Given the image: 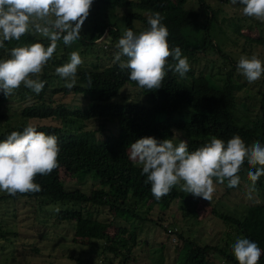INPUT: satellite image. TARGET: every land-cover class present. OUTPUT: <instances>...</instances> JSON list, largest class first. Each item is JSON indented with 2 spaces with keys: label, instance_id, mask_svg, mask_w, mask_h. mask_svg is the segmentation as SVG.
Segmentation results:
<instances>
[{
  "label": "trees",
  "instance_id": "obj_1",
  "mask_svg": "<svg viewBox=\"0 0 264 264\" xmlns=\"http://www.w3.org/2000/svg\"><path fill=\"white\" fill-rule=\"evenodd\" d=\"M184 1H111V4L130 6L131 10L126 16L130 19L134 17L139 19L140 26L145 30L149 27L147 21L150 14L160 12L164 16L162 23L168 28L169 44L172 47L178 46L190 64L191 70L184 78L168 71L163 87L147 91L140 89L128 79L127 68H122L111 61L100 65L101 67H79L77 84L71 90L64 87L65 83L49 86L47 78L58 75L47 73L45 69L39 78L46 83L39 94L23 85L20 87L28 91L31 101L20 108L19 113L23 118L20 123L7 125L0 130V140L6 139L12 131H22L28 124H33L38 131L58 137L59 166L49 175L36 177V182L41 185L40 192L16 195L4 192L0 193L1 200L23 195L36 199L38 204L49 201L64 204L56 213V218L72 221L73 240L84 239L88 243L93 240V245L89 248L94 253H110L115 256L122 255L123 249L125 260L130 258L131 249L137 242V229L142 222L151 220L136 210L137 204L147 202L150 206L154 204L163 211L177 198L179 191V188L174 187L167 196L160 200L155 199L150 191V184L146 183V176L141 174L142 167L129 158L127 149L132 142L142 137H153L157 141L174 139L176 133L181 132L188 142L189 151L201 147L212 136L222 138L226 142L233 135H239L247 146L256 141L264 144V85H258L254 90L244 88L245 94L242 96L238 94V90L245 84L244 80L239 81L241 76L237 68L239 59L230 57L214 43L208 30L215 15L214 10L205 0H197L199 7L205 10L204 22H200V12L183 7ZM104 31L117 40L122 33L111 24L105 23L95 27L89 33V37L80 32L81 38L77 42L83 45L93 43ZM132 31L139 33L138 29ZM249 38L264 47V35ZM36 42L46 45L49 41L35 34L22 36L18 41H4V47L0 48V59L10 58V50L14 47ZM108 45L110 47L107 52L111 55L118 51L111 40ZM209 53L222 56L230 63L228 69L222 70V79L219 78L218 70L211 73L205 72L204 67L196 71L192 67V63L199 59L201 54L205 57ZM54 61L60 62L57 59ZM169 63L173 61L170 59ZM86 75L91 76V88L86 87ZM125 86L137 87L142 99L124 101L111 99ZM20 88V94H25V90ZM57 91L72 92L79 95L83 101L81 105L72 106L63 102H53L51 94ZM8 97L0 90V110ZM247 97L256 101V110L253 114L249 109ZM27 118H52L57 122L32 123L26 121ZM96 120L99 121L97 128L84 129L81 124L75 129L65 127L67 123ZM105 122H111L113 128L106 126ZM98 130L103 135L102 138L96 136ZM62 169L77 179L92 177L94 186L88 192L78 186L66 187L60 178ZM249 171H255V168L245 161L239 176L247 177ZM223 184L227 187V181ZM256 185L261 189L263 187L260 179ZM87 205L103 207L110 218L102 224L91 214ZM212 211L240 238L256 242L264 252V201L248 203L240 215L214 209ZM114 219L124 221L127 225L116 224L113 222ZM166 230L167 235L175 233L187 244L184 251L177 252L174 264H213L208 259V254L215 249L225 255L227 260L238 264L230 253L216 248L213 244L200 243L172 227ZM1 235L3 230L0 227ZM95 241H99V244ZM74 260L79 261L77 258ZM259 264H264V254L261 255Z\"/></svg>",
  "mask_w": 264,
  "mask_h": 264
},
{
  "label": "clouds",
  "instance_id": "obj_2",
  "mask_svg": "<svg viewBox=\"0 0 264 264\" xmlns=\"http://www.w3.org/2000/svg\"><path fill=\"white\" fill-rule=\"evenodd\" d=\"M243 5V15L264 21V0H231ZM93 0H0V48L4 41L20 40L35 34L47 38V46L36 42L14 47L10 58L0 60V90L6 97L13 95L22 85L39 94L45 81L39 77L53 57L58 42L71 46L81 38L80 32L88 17ZM160 12L150 14L149 27L136 34L127 28L119 38L113 62L129 71L128 79L147 91L163 87L168 71L184 78L191 70L182 50L169 44V31L162 23ZM121 57H127L126 62ZM173 63H169V60ZM83 58L78 51L70 60L55 69L65 80L64 87L71 90L77 84L79 66ZM237 68L249 83L264 75V61L253 54L241 55ZM87 88L92 87L87 76ZM60 145L58 137L38 131L28 124L22 131H12L0 140V192L9 195L37 193L41 185L36 177L51 174L59 166ZM129 158L142 167V175L150 184L156 200L167 196L174 187L180 191L210 201L217 184L227 181V187L240 184V170L247 163L255 168L248 172L251 184L245 193L247 200L254 199L256 182L264 176V144L259 141L247 146L239 135L226 142L212 136L201 147L189 151L188 142L173 138L157 141L142 137L132 142ZM238 264H259L262 254L258 244L248 238H238L232 245Z\"/></svg>",
  "mask_w": 264,
  "mask_h": 264
},
{
  "label": "rangeland",
  "instance_id": "obj_3",
  "mask_svg": "<svg viewBox=\"0 0 264 264\" xmlns=\"http://www.w3.org/2000/svg\"><path fill=\"white\" fill-rule=\"evenodd\" d=\"M111 1L93 0L89 15L81 28V32H84L85 36L89 37V33L95 27L105 23L111 24L122 32L119 38L127 27L138 29L139 33L145 30L143 26H140L139 19L136 17L130 19L126 16L127 12L131 10L130 6L111 4ZM205 2L215 13L210 26H208L213 42L235 59H239L241 55L251 57L255 54L264 61V47L249 38L255 35H264V21L243 15V5L232 4L231 0H205ZM182 6L199 11V20L204 22L205 10L199 7L197 0H185ZM135 33L138 32L135 31ZM110 40L116 46L119 39L111 38L104 31L100 38L94 39L93 43H87V45L76 41L71 46H65L63 41H59L55 54L43 69L47 73H56L55 69L67 63L73 51H78L83 58V64L79 67L93 68L107 64V62L113 61L114 54L117 52L114 51L113 55L107 52ZM23 45L27 44L20 46ZM211 58L213 61H210ZM56 59L60 62H55ZM126 60V57H121V61L126 62ZM192 67L195 71L204 67L205 72L211 73L218 70L220 71L219 78L222 79V73L230 67V63L222 56L209 53L205 57L201 54L200 58L192 63ZM47 80L49 86H53L52 84L55 83L59 85L65 83V80L59 76L51 75ZM242 80L245 84L238 90L240 96L245 94L244 88L254 90L258 85H264V75L259 80L249 83L241 74L239 81ZM20 89L25 90V94H20L18 89L8 97L1 107L0 130L7 125L18 124L23 119L19 113L20 108L31 101V96L28 95L26 89ZM51 98L53 102H63L71 106L81 105L83 101L79 95L72 92L57 91L51 94ZM111 99L117 101L140 100L142 96L137 87L125 86ZM246 100L249 102V109L253 114L256 110V101L251 97H247ZM26 121L32 123L57 122L52 118H27ZM98 122V120L83 123L73 122L67 123L65 127L75 129L81 124L82 128L91 129L97 128ZM105 125L113 128L111 122H105ZM66 128L63 129L69 131ZM95 134L97 137L102 138L103 136L99 130ZM173 140L174 143H178L179 140L185 141V137L181 132H177ZM127 152L129 155V148ZM60 178L66 187L78 186L86 192L94 186L92 177H86L83 180L77 179L63 169L60 172ZM246 178L248 175L247 177L240 176V184L235 188L217 184L216 191L210 201L194 197L179 189L177 198L171 201L169 207L163 211H160L154 204L150 206L147 202L137 204L136 210L151 220L142 222L137 229V242L131 249L130 258L125 260H123L125 254L123 249H121L122 255L113 256L110 253L97 252L96 254L89 248L90 245H93V240L89 243L80 238V241L76 238L73 240L72 221L56 218V213L63 208L64 204L50 201L38 204L36 199L33 200L23 195L7 200L0 199V227L3 230V235L0 236V264H174L177 252L184 251L187 244L183 243L175 233L167 235L166 228L168 227L175 228L184 236L192 237L200 243L213 244L216 248L230 253L235 258L232 253V245L240 236L234 233L233 229L217 217L212 210L240 215L248 203L264 201V176L259 178L263 187L261 189L255 185L256 192L253 194L254 199L252 200L245 198L247 188L251 184L249 178ZM177 188L179 187L177 186ZM87 208L102 224L110 218L107 211L101 206L87 205ZM113 222L126 224L119 219H114ZM171 236H175V238L172 240ZM95 242L99 244V241ZM74 258L79 261H75ZM208 259L213 264H234L216 249L208 254Z\"/></svg>",
  "mask_w": 264,
  "mask_h": 264
},
{
  "label": "built area",
  "instance_id": "obj_4",
  "mask_svg": "<svg viewBox=\"0 0 264 264\" xmlns=\"http://www.w3.org/2000/svg\"><path fill=\"white\" fill-rule=\"evenodd\" d=\"M171 239L173 240L174 239V236H171Z\"/></svg>",
  "mask_w": 264,
  "mask_h": 264
}]
</instances>
